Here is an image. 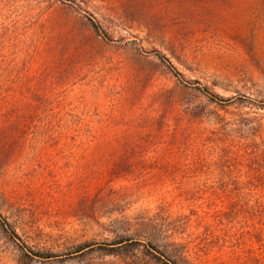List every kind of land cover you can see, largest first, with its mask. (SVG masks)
Wrapping results in <instances>:
<instances>
[{"label": "rangeland", "instance_id": "obj_1", "mask_svg": "<svg viewBox=\"0 0 264 264\" xmlns=\"http://www.w3.org/2000/svg\"><path fill=\"white\" fill-rule=\"evenodd\" d=\"M197 106L264 124V0H0V264H158L140 228L177 213ZM262 209L202 264H264Z\"/></svg>", "mask_w": 264, "mask_h": 264}, {"label": "trees", "instance_id": "obj_2", "mask_svg": "<svg viewBox=\"0 0 264 264\" xmlns=\"http://www.w3.org/2000/svg\"><path fill=\"white\" fill-rule=\"evenodd\" d=\"M89 25L97 34L107 38L97 19L89 18ZM157 55L172 72H177L165 54ZM195 87L207 96L210 104L222 109H226L228 101L235 99L204 86ZM236 99L237 103L245 101L243 97ZM205 109L197 106L188 113L191 125L182 143V150L190 154L187 160L188 175L183 180L187 185L184 186L179 180L169 190L176 201L174 206L177 213L173 210L171 221L165 226L150 220L141 224L140 232L149 242L147 249L150 247L158 253L151 251L158 264H202L201 248L207 247L206 253H210L218 247L214 241L218 231L225 229L230 233L234 229H244L240 223L248 218V205L264 208V124H248L247 114L227 116L220 113L212 122H208L210 112ZM173 145L178 146V143L174 142ZM198 150L206 153L207 157L200 151L196 155ZM220 151L223 155L219 154ZM220 165L228 168L221 169L227 176L216 171ZM248 166L252 171L249 176L253 181L252 187H248ZM200 181L202 183H198ZM256 212L264 216V209ZM0 227L11 237L18 236L7 218L0 219ZM228 248L227 244H222L219 250L221 254H227Z\"/></svg>", "mask_w": 264, "mask_h": 264}]
</instances>
